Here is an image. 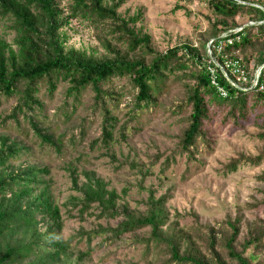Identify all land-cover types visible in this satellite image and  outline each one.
<instances>
[{"label": "trees", "instance_id": "trees-1", "mask_svg": "<svg viewBox=\"0 0 264 264\" xmlns=\"http://www.w3.org/2000/svg\"><path fill=\"white\" fill-rule=\"evenodd\" d=\"M126 1L0 0V20L8 22V33L13 34L10 42L0 35V98L16 96V104L4 120L17 122L21 115L42 143L59 151L52 136L33 120L32 113L42 108L37 97L39 86L45 82L52 96L57 83L64 81L65 97L74 102L88 88L92 91L93 108L101 114L100 135L94 144L105 148L115 137L118 117L114 112L120 103L125 100L126 116L133 120L138 112L155 104L159 81L180 71L189 82L184 105L190 106V112L179 140V154H185L188 161H198L196 144L200 140L210 143L204 123L214 112L223 115V123L242 127L257 108H264V92L250 88L256 69L264 64V0H177L173 11L184 9L188 16L191 12L187 6L194 1L204 6L208 28L198 34L195 43L187 40L165 51L155 49L150 36L137 26L142 13L124 15L119 11ZM238 18L247 23L241 24ZM72 20L91 28L106 54L99 57L67 48L62 29ZM229 38L233 39L231 44L227 43ZM238 58L251 79L239 86L225 67V61ZM211 68L225 96H220L211 83ZM114 82L121 86L111 87ZM127 124L126 120L122 122L114 140L126 139ZM260 128L254 138L264 143V126ZM28 150L20 141L0 135V264H75L74 259L91 253L92 241L97 237V245L102 246L123 234L146 229L144 236L133 240L144 242L147 250L153 246L159 255L166 256L159 264H264V220L260 217L245 223L241 237V217L237 216L223 222L226 233L204 226L205 236L194 238L176 227L174 222L183 215L175 212L170 216L166 207L168 192L156 196L155 189L138 183V192H146V197L141 201L143 207L130 210L126 203H120L130 185L118 193L94 172H84V181H79L75 169L69 168L75 194L64 203L70 206L67 212L76 208L80 220L91 216L96 220H118L115 225L97 223L88 230L81 228L77 235L85 239L87 250L73 253L68 242L59 237L64 223L60 206L48 191L49 168L9 162ZM263 162L264 150L256 155L239 153L224 165L223 171ZM129 166L137 167L132 162ZM257 179L264 180V170Z\"/></svg>", "mask_w": 264, "mask_h": 264}, {"label": "rangeland", "instance_id": "rangeland-1", "mask_svg": "<svg viewBox=\"0 0 264 264\" xmlns=\"http://www.w3.org/2000/svg\"><path fill=\"white\" fill-rule=\"evenodd\" d=\"M176 2L127 0L119 11L124 15L142 13L137 26L150 36L155 49L165 51L187 40L195 43L198 34L208 28L206 9L198 1L187 6L190 16L184 9L173 11ZM237 20L241 24L247 23L246 19ZM7 25L6 20H0V35L10 42L13 34L8 33ZM62 32L67 37V48L81 49L99 57L106 54L85 23L72 20ZM211 41L207 43L209 53ZM187 83V78L180 71L169 74L157 85L160 90L154 93L155 104L138 112L133 120L126 116L125 100L120 103L114 112L118 117L114 139L118 127L125 120L128 122L126 139H113L105 148L94 144L100 135L101 114L98 108H93V93L89 88L76 102L65 97L67 83L64 81L57 83L52 96L47 93L45 82L38 88L37 97L42 108L32 113V118L52 136L59 151L49 143H42L21 115L17 122L4 120L16 104V96L0 98V135L29 147L28 151L9 162L14 166L36 164L49 168L47 177L51 181L48 191L60 206L64 223L59 237L68 242L70 251L79 253L87 250L85 239L77 235L81 228L88 230L97 223L115 225L118 220H96L94 216L80 220L76 208L67 212L70 206L66 207L64 203L75 194L71 190L69 168L75 169L79 181H84V172H94L107 182L109 189H116L118 193L130 185L120 201L121 204L126 203L130 210L143 207L141 201L146 197V192H138V183L155 189L156 196L168 192L170 197L166 207L170 216L175 212L183 215L174 222L176 227L194 238L205 236L204 226H214L217 232L226 233L223 222L228 217H241L240 237L245 233L247 221L255 217L264 220V203H260L264 200V180L257 179L264 170V162L258 166L244 164L233 172L223 171L224 165L239 153L256 155L264 150V143L254 138L264 126V108H257L242 127H234L231 122L223 123V115L214 112L204 123L210 143L198 141L195 152L198 161H188L185 154H179V140L188 125L190 112V106L184 105ZM116 85L121 86V83L114 82L111 87ZM181 104L183 106L178 108ZM131 162L137 165L136 169L129 166ZM141 173H146V176L142 177ZM254 203L259 204L251 206ZM146 230L123 234L118 240L102 246L97 245L100 240L97 237L92 241L94 248L91 253L73 261L75 264H159L166 256L159 255L153 246L147 250L144 242L133 240L144 236Z\"/></svg>", "mask_w": 264, "mask_h": 264}, {"label": "built area", "instance_id": "built-area-1", "mask_svg": "<svg viewBox=\"0 0 264 264\" xmlns=\"http://www.w3.org/2000/svg\"><path fill=\"white\" fill-rule=\"evenodd\" d=\"M232 38L227 39V43L231 44L232 42ZM220 50V47L217 49ZM226 64V68L230 70V72L233 74V76L235 77L236 81H237V86L241 85V84H245L247 83L249 80H251L249 78V76L247 75V72L245 70L244 65L241 63V59H235L233 62L230 61H225ZM211 83L217 87L218 93L220 96H225L226 92L225 90L218 86L215 80V75H214V69L211 68ZM261 77V80L259 81V78ZM251 86L250 88L253 87H257L260 91L264 92V64H262L261 66H259L255 73L254 76L251 80Z\"/></svg>", "mask_w": 264, "mask_h": 264}]
</instances>
